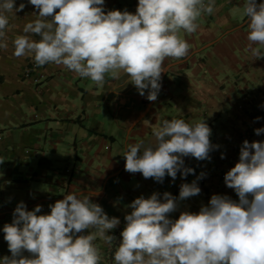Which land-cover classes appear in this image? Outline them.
I'll return each instance as SVG.
<instances>
[{
    "label": "clouds",
    "instance_id": "clouds-1",
    "mask_svg": "<svg viewBox=\"0 0 264 264\" xmlns=\"http://www.w3.org/2000/svg\"><path fill=\"white\" fill-rule=\"evenodd\" d=\"M36 19L13 41V55L31 57L37 67L64 66L81 78L103 86L106 76L119 79L126 74L139 95L150 102L158 98L166 58L188 55L190 45L181 31L192 34L202 14L215 11V0H138L135 13L127 9L105 11V0H27ZM27 5L0 0V41L6 37L8 14L24 11ZM243 16L248 20V49L264 58V2L245 0ZM6 49L7 43L0 42ZM264 107V105H261ZM256 117L254 122H259ZM264 134V128L254 130ZM155 146L129 144L124 152L125 171L163 184L195 175L185 158L210 161L220 146L211 143V129L205 120L189 124L183 119H165L154 131ZM225 155L221 154V159ZM201 172L191 183H182L179 196L153 192L135 198L126 207L115 264H264V141H243L239 160L224 176V184L238 200L213 194L198 212L171 214L180 202L198 196ZM98 193L67 194L48 205L28 210L19 202L11 223L3 226L10 256L0 264H101L103 253L97 238L111 246V235L120 226L93 197ZM86 233V234H85Z\"/></svg>",
    "mask_w": 264,
    "mask_h": 264
},
{
    "label": "crops",
    "instance_id": "crops-1",
    "mask_svg": "<svg viewBox=\"0 0 264 264\" xmlns=\"http://www.w3.org/2000/svg\"><path fill=\"white\" fill-rule=\"evenodd\" d=\"M9 13V25L0 48V258L10 256L2 231L11 223L16 205L23 201L28 210L48 205L67 194L95 191L98 203L109 217L121 224L112 233L117 237L111 246L99 238L95 244L103 253L101 264H115L126 206L135 198L153 192H170L179 196L182 183H191L201 172V193L180 202L177 212H198L213 194L234 196L225 186L221 174L239 160L243 141H264L255 129L264 128V58L248 49V20L243 16L245 0H215L213 14H202L195 33L181 31L190 45L188 55L176 60L166 58L165 73L158 98L150 102L139 95L129 77L106 76L103 86L81 78L64 66L47 64L24 71L34 62L31 57L13 55V41L24 33L33 6ZM207 2V0H206ZM264 0H257V3ZM138 0H105V11L125 10L135 13ZM260 47L264 53V47ZM261 117L259 122H254ZM183 119L195 124L203 120L211 129V143L219 145L210 153V161L185 158L195 175L175 182L165 177L163 184L145 179L142 174L125 171L124 152L129 144L155 146L154 131L163 120ZM225 155L221 159V154ZM86 234V233H85Z\"/></svg>",
    "mask_w": 264,
    "mask_h": 264
},
{
    "label": "built area",
    "instance_id": "built-area-1",
    "mask_svg": "<svg viewBox=\"0 0 264 264\" xmlns=\"http://www.w3.org/2000/svg\"><path fill=\"white\" fill-rule=\"evenodd\" d=\"M30 65H31V66H29V67L24 71V73H23V76H24L25 78H28V77H29L31 69L37 67V66L35 65V62L31 63Z\"/></svg>",
    "mask_w": 264,
    "mask_h": 264
},
{
    "label": "rangeland",
    "instance_id": "rangeland-1",
    "mask_svg": "<svg viewBox=\"0 0 264 264\" xmlns=\"http://www.w3.org/2000/svg\"><path fill=\"white\" fill-rule=\"evenodd\" d=\"M232 167H226L223 171V173L221 174V179L224 181V176L225 174L231 169ZM234 200H238V197L236 196V194L234 196L231 197Z\"/></svg>",
    "mask_w": 264,
    "mask_h": 264
}]
</instances>
